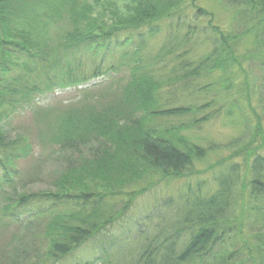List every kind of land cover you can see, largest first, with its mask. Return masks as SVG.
Returning a JSON list of instances; mask_svg holds the SVG:
<instances>
[{
	"label": "trees",
	"instance_id": "trees-1",
	"mask_svg": "<svg viewBox=\"0 0 264 264\" xmlns=\"http://www.w3.org/2000/svg\"><path fill=\"white\" fill-rule=\"evenodd\" d=\"M124 1L128 3L126 11L120 9L117 0H0V202L5 200L2 211L17 221L22 217L18 211L32 204L38 206L36 216L53 213L45 228L47 252L40 256L36 250L35 259L29 261V248L16 250L10 264H59L99 237H104L96 258L101 264H208L227 234L243 231L238 222L241 220L232 217V210H245L252 198L264 197V127L259 119L251 126L249 141L241 145L239 138L225 145L232 152L211 167L217 185L214 180L209 181L207 188L200 181L194 187L187 175L192 172L195 158H209L208 152L217 149L216 143L209 148L188 144L183 135L173 133L163 123L196 110L203 113L193 121L198 126L212 119L211 111L216 115L222 111V107L208 111L217 103L214 97L193 109L178 104L177 95L182 91L184 96L189 91L188 82L226 69L228 62L236 61L230 41L240 37L224 36L211 20L209 24L217 33L220 46L200 61L189 62L163 78L151 64L165 61V54L175 61L184 58L188 50L181 49L199 26L196 18L212 14L197 0ZM187 5L193 11L183 35V18L190 16ZM162 23L168 25L163 39L165 54H146L148 42L159 35ZM62 24L66 25L64 29ZM258 25L264 29V17ZM118 50H123L120 61ZM112 58L115 59L110 61ZM143 62L148 63L146 68L142 67ZM125 65L130 67V79L112 93L110 102L61 112L49 123L48 141L60 149L67 162L66 170L55 182L57 189L18 192L16 162L28 154L30 144L21 136L11 137L5 119L21 104L31 103L36 92L79 86ZM226 79L224 92L235 97L229 91L231 81ZM207 87L205 84L191 89L202 93ZM166 92L171 94L166 96ZM240 99H245L248 109L256 113L250 86L238 90V103L232 102V106H237ZM38 114L45 117L43 112ZM87 148L92 150L90 157L84 155ZM237 157L242 158L244 165L236 161ZM217 170L223 175L219 176ZM145 175H150V179L144 188H128ZM183 177L189 178L187 185L160 206L165 213L155 217V228L150 226L152 222H145L149 227L143 228L144 224L136 221L133 238L139 239L132 247L123 245L124 240H130L126 236L132 231L115 234L114 224L149 188ZM6 186L12 188L9 197L3 194ZM223 260L228 264V260Z\"/></svg>",
	"mask_w": 264,
	"mask_h": 264
},
{
	"label": "rangeland",
	"instance_id": "rangeland-1",
	"mask_svg": "<svg viewBox=\"0 0 264 264\" xmlns=\"http://www.w3.org/2000/svg\"><path fill=\"white\" fill-rule=\"evenodd\" d=\"M117 2L120 9L126 11L128 3L124 0H117ZM197 2L207 9L212 16L196 18L199 26L191 35L190 42L181 49V52L188 50L184 58L181 57L175 61L174 57L165 54L163 39H165L168 25L164 23H162L159 35L148 42L145 52L146 54L160 53L159 55L165 54L167 56L164 57L165 61L155 66H153L154 61L151 67L163 78H168L172 76L173 70L188 66L189 62L200 61L216 46H220L218 45L220 44L218 35L209 24L211 20L212 25L224 32V36L240 37L238 40L230 41L235 50L236 61L228 62L226 69L220 68L221 70L187 83L191 88L196 89L206 84L207 90L204 89L200 91L202 93H199L190 88L189 91L191 92L186 91L188 93L185 92L184 96H182V91L178 92L177 95L178 104L189 105L193 109H195L194 106L214 97L217 103L208 111L216 107H222V111L217 115L214 110L211 111L213 113L212 119L198 126H194L193 121L195 118H201L203 113L196 110H193L192 114L163 121L164 125L169 127L173 133L183 135L188 144H198L209 148L211 144L216 143L217 149L208 152L209 158L203 160L195 158L194 164L190 168L191 174L187 175L186 173L191 179L190 184H193L194 187L200 181L202 187L207 188L209 181H213L216 177L211 167L228 157L232 152L225 145L239 138L241 145L249 141L253 133L251 126L255 125L257 119L264 127V29L258 25L264 17V0H256L254 3H232L228 0H197ZM187 8L190 16L185 17L186 19L183 18L185 22L181 30L183 35L188 31L186 28L188 26L187 18L191 17L193 11L189 5ZM166 21L169 22V20ZM177 21L175 20V23ZM65 26V24L61 25L63 29ZM122 52L123 50H118V60ZM114 59L112 58L110 61ZM135 65L137 64L135 63ZM141 65L146 68L148 63L143 62ZM130 74L128 65L118 66L108 74L93 78L79 86L72 85L66 88L60 87L53 91L36 92L31 103L21 104L9 119H5V128L9 135L13 138L21 136L25 140L24 142L30 144L28 154L16 162L15 186L18 192L44 193L57 189L55 182L66 170L67 162L60 149L48 141L49 123H53L54 117L61 112L73 111L82 107L85 108V106L87 109L90 105H97L96 102L102 103V105L110 102L112 93L129 81ZM226 78L231 81L229 84L231 90L229 91L235 97L230 96V94L226 95V91L224 92L225 84L228 83ZM244 86H250L251 103L256 113L251 108L248 109L245 99H240L237 106H232V102L238 103V90L242 91ZM170 94L165 93L166 96ZM36 111L45 113V117L43 118V114H38ZM245 117L248 120L244 121ZM84 150V155L90 157L92 150L90 148ZM240 155L243 154L240 153ZM236 161L243 164L241 157H237ZM219 171H216L217 174L222 176L223 174H220ZM147 178L150 179V175H145L141 180L138 179L128 188H144L147 184ZM189 178L168 179V181L154 188H149L138 197L129 213L116 222L112 228L115 234L132 231L130 235L126 236L130 240H124L125 244L123 245L132 247L134 241L136 243V240L139 239V237H136V240L133 238L136 221L138 224L146 222L148 225L152 222L150 226L155 228L154 225L157 221L155 217L165 213L159 209L160 206L166 198L176 195L184 189ZM4 190L5 193L3 194L9 197L12 188L6 186ZM4 203L5 200L0 202V264H10L11 256L16 250L22 252L25 248L27 250L29 248L31 253L27 257L29 261L35 259L36 250L40 252V256L46 253L49 242L45 235V228L53 213L36 216L38 206L32 204L18 211L22 217L17 221L3 215L2 204ZM246 205L245 210L237 207L231 212L232 217L241 220L238 222L243 231L227 234L224 240L217 245L216 256L212 257L208 264H224L223 259L228 260V264H236L237 262L239 264H264V197H254ZM167 215L169 217L171 213ZM142 227L147 228L149 226L144 224ZM123 237L126 238L124 235ZM103 240L104 237H99L88 242L79 251L68 256L65 261L59 264H101V261L96 258L100 255ZM256 246H258L257 251L255 250ZM246 247L253 248V251H248ZM94 260L98 261L90 263Z\"/></svg>",
	"mask_w": 264,
	"mask_h": 264
}]
</instances>
